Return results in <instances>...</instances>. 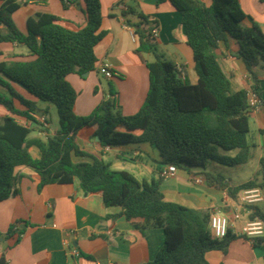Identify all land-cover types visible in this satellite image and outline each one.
<instances>
[{
    "label": "trees",
    "instance_id": "16d2710c",
    "mask_svg": "<svg viewBox=\"0 0 264 264\" xmlns=\"http://www.w3.org/2000/svg\"><path fill=\"white\" fill-rule=\"evenodd\" d=\"M163 1H169L181 15L197 82L191 84L179 76L176 66L157 51L153 35L155 21L129 7L122 14L139 18L137 23L125 20L134 29L137 49L154 57L146 63L149 84L145 99L136 113L124 115L109 83L108 97L92 113L83 116L74 112L76 91L66 75L83 74L94 68V46L104 34L99 29L100 0H83L86 23L79 29L63 26L54 14L39 12L27 18L25 33L12 20L19 3L2 0L0 42L21 43L34 57L0 62V85L10 93V96L0 93V105L9 112L0 122V201L18 193L14 175L18 165L37 171L38 189L45 184L71 183L78 179L84 192H100L105 205L119 206L120 214L127 220L140 221L134 226L141 232L149 227L163 230V245L152 260L143 264H210L205 258L207 251L219 250L225 254L236 238L250 241L253 248H264V235H237L228 228L223 238H215L209 228L208 209L164 200L160 189L162 176L140 180L128 170L111 168L102 157L103 150L95 155L81 149L76 141L82 130H89L91 136H98L102 148L148 142L157 148L160 164L198 169L206 184L225 189L232 199L238 198L242 189L264 185L254 179L232 185L225 175L206 170L210 161L229 166L243 164L255 147L254 142L247 140L249 92L232 89L215 49L227 35L236 39L237 55L255 79L250 92L259 103H264L260 79L254 70L259 62L264 69V33L255 24L242 26L246 15L239 0H156ZM2 75L36 99L56 107L58 127L53 135L29 136L36 128L30 124L41 125L28 112L37 110L35 102L15 92ZM14 100L23 109L17 108ZM17 117L25 118L28 124L18 122ZM31 147L38 149V157L31 155ZM218 149L235 150V153L220 155ZM73 157L89 160L75 161ZM260 161H264V156ZM247 209L249 219L264 221V213L257 205H248ZM19 224L16 221L10 225L6 236L16 234L18 240L23 232L22 228L18 229Z\"/></svg>",
    "mask_w": 264,
    "mask_h": 264
},
{
    "label": "crops",
    "instance_id": "0c3cea01",
    "mask_svg": "<svg viewBox=\"0 0 264 264\" xmlns=\"http://www.w3.org/2000/svg\"><path fill=\"white\" fill-rule=\"evenodd\" d=\"M16 1L19 7L12 14V20L24 33L27 18L39 12L56 15L59 23L70 29H79L86 23L83 0ZM1 2L2 0L0 4ZM239 4L246 15L242 26L250 27L255 24L264 33V0H239ZM129 7L155 21L157 51L176 66L179 76L185 77L191 84L197 82L193 53L186 43L181 15L169 1L157 3L156 0H100L102 18L99 29L104 34L94 46V68L86 74L66 75V80L76 91L74 112L78 115H89L108 97L109 83L113 85L115 100L124 115L136 113L145 99L149 84L146 63L154 57L150 52L137 49V39L132 37L130 26L125 20L137 23L139 18L134 14H122ZM237 52L238 43L230 35L219 41L215 49L218 62L229 78L232 89H246L250 93L255 79L246 71ZM33 57L21 43L0 42V62L29 60ZM103 63L108 64L114 71L111 78L98 72V67ZM259 66L261 72H264L261 64ZM254 70L257 71L256 67ZM1 77L8 81L15 92L34 101L37 110L50 109L48 104H42L41 109L38 99L17 83L9 81L3 75ZM257 77L260 79L261 98L264 101V73H258ZM0 93L10 96L9 90L1 85ZM14 102L17 108L23 109L17 100ZM37 110L28 111L41 123L40 126L30 124L31 127H36L34 130L37 134L34 136L45 138L53 135L57 126L51 128L47 120L42 121L43 116ZM249 111L263 143L261 130L264 129V103H259ZM8 114L0 105V122ZM16 120L28 124L25 118L17 117ZM76 141L81 149L89 153L100 155L103 150V159L107 152L115 148H102L89 130H82ZM116 148V157L127 158L146 167V174L142 169L137 173L131 172L138 179L151 180L162 176L161 172L166 165H149L147 160L150 157L159 163L155 146L148 142H139ZM30 153L33 157L39 156L35 147L30 148ZM73 159L89 160L87 157ZM106 161L111 165V160ZM14 175L17 177L18 193L0 201V264H143L152 260L163 245L164 232L161 228L149 227L141 232L134 226V223L140 221L127 220L120 214L119 206L105 205L100 192H84L78 179L71 183H49L38 189L40 176L33 168L18 165L14 168ZM162 177L160 189L164 200L189 208L208 209L210 212L218 210L228 218L229 229L237 235L240 234L244 221L249 218L248 213L239 208L238 198L232 199L225 189L206 184L199 170L195 168H177L174 175ZM196 178L202 180L197 182ZM257 202L252 205H257ZM234 212H239L240 217L234 219ZM16 221H20L18 229H23L18 240L16 234L6 236L10 225ZM234 244L242 250H247V246H250L252 254L256 255L250 241L236 238L228 248H232ZM205 258L210 264H241L219 250L207 251Z\"/></svg>",
    "mask_w": 264,
    "mask_h": 264
},
{
    "label": "rangeland",
    "instance_id": "374dc122",
    "mask_svg": "<svg viewBox=\"0 0 264 264\" xmlns=\"http://www.w3.org/2000/svg\"><path fill=\"white\" fill-rule=\"evenodd\" d=\"M261 64V62H259ZM256 65L257 71H255L256 75L258 73H264L261 72V67ZM104 82V81H103ZM39 104H41L39 107L42 109V104H48L50 106V109L48 111L43 110H37L38 114L40 116H43L50 124L51 128H54V126L58 127V117L56 112V107L45 101L38 100ZM253 108V107H252ZM250 133L248 134L247 140L249 142H254L255 147L252 149L251 157L247 160V162L239 165H224L219 164L216 162H208L206 164V170L212 171V172H219L223 175H225L228 179H230V182L232 185H237L241 182H244L249 179H254L257 183H263L264 182V161H260V158L264 156V142L262 143L260 141V136L257 131V125L254 121L253 116L250 117ZM37 134V131L34 130L30 133V136H34ZM264 136V132H263ZM132 144V143H129ZM127 145V144H125ZM117 148L115 147L112 151L107 152V154L104 155L105 160H111V168L113 169H125L130 172L137 173L138 170L142 169L144 174L147 173L146 167L142 166V164L138 162L131 161L127 158H118L115 156V153L117 152ZM218 153L220 155L225 156H233L235 153V150H229L224 151L221 149H218ZM148 164L158 166L160 163L154 162L150 157H147ZM148 176V175H147ZM259 188V187H258ZM261 189L260 195L262 200L257 202V206L259 209L264 213V185L259 188ZM247 214V212H245ZM235 246H232V248H228L227 254L229 258H233L237 261H239L241 264H264V248L256 247L254 256L252 254V249L250 246H247V250H242L236 244ZM263 252V253H262Z\"/></svg>",
    "mask_w": 264,
    "mask_h": 264
},
{
    "label": "built area",
    "instance_id": "2783aa9c",
    "mask_svg": "<svg viewBox=\"0 0 264 264\" xmlns=\"http://www.w3.org/2000/svg\"><path fill=\"white\" fill-rule=\"evenodd\" d=\"M132 37L134 36V29L130 26ZM153 35H157L156 28L153 30ZM98 72L101 73L106 78H111L114 75V71L110 68V66L106 63L101 64L98 67ZM249 105L250 108H255L259 101L256 99L252 93L249 94ZM43 121V120H42ZM104 149L108 150L109 146H105ZM177 168L173 164L166 165L165 168L162 170V176L168 177L175 174ZM197 182L201 181V178L195 179ZM262 200V197L260 195V190L257 187L254 188H245L242 189L238 196V205L239 208L244 212H249L247 209L248 205H251L257 201ZM234 219H237L240 217L239 212H234L233 215ZM209 228L210 232L213 237L215 238H223L226 233L227 229L229 228V220L228 218L219 212L218 210H214L210 212V219H209ZM240 234H244L248 237H255V236H262L264 235V221L261 219H246L241 227ZM75 254L76 251H74Z\"/></svg>",
    "mask_w": 264,
    "mask_h": 264
},
{
    "label": "water",
    "instance_id": "95a60500",
    "mask_svg": "<svg viewBox=\"0 0 264 264\" xmlns=\"http://www.w3.org/2000/svg\"><path fill=\"white\" fill-rule=\"evenodd\" d=\"M84 74H86V72H84ZM254 80V79H253ZM96 137V139H98V136H95Z\"/></svg>",
    "mask_w": 264,
    "mask_h": 264
}]
</instances>
